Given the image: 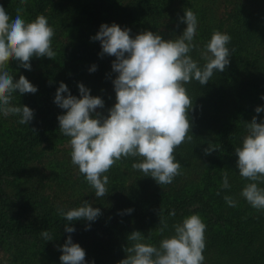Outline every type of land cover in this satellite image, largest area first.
Returning a JSON list of instances; mask_svg holds the SVG:
<instances>
[{"label":"trees","instance_id":"obj_1","mask_svg":"<svg viewBox=\"0 0 264 264\" xmlns=\"http://www.w3.org/2000/svg\"><path fill=\"white\" fill-rule=\"evenodd\" d=\"M2 2L13 14L19 4L29 20L46 15L55 28L52 46L57 53L54 58L33 57L31 70L9 60L15 78L23 73L38 86L35 93L19 94L17 90L14 94V103L35 110L28 125L19 124L16 115L0 116V251L9 256V263L61 264L57 246L71 235L86 250L89 262L117 264L127 255L124 249L131 231L140 230L158 244L171 234L176 221L199 212L207 225L204 264H264V211L238 196L245 178L238 174L234 151L245 133L243 122L254 115L258 122L264 118V111L255 112L257 105H264V0ZM185 7L198 15L196 40L201 45L214 29H220L231 34L229 46L234 51L229 65L214 73L212 80L204 85L195 80L188 84L193 97V134L175 150L182 163L181 174L172 183L160 185L132 168L138 157L122 158L108 171V193L97 197L84 175L74 174L71 157L60 148L70 138L59 130L57 117L66 109L54 102L56 88L64 81L79 95L78 82H83L91 94L104 98V108L97 110L107 114L115 103V57L100 55V41L90 37L101 23L117 22L130 27L133 36L150 29L168 39L186 27L179 19ZM193 56L199 58L198 50H193ZM93 63L97 68L89 71ZM209 146L213 151L206 153ZM225 171L232 187L217 194ZM226 192L237 195L236 207L226 204ZM84 199L100 207L101 214L94 221L70 222L75 231L66 232V220L57 207H75ZM129 207L134 211H125ZM171 209L176 210L175 216L168 215ZM160 210L168 224L163 232L159 231ZM44 228L53 240L40 235Z\"/></svg>","mask_w":264,"mask_h":264},{"label":"clouds","instance_id":"obj_2","mask_svg":"<svg viewBox=\"0 0 264 264\" xmlns=\"http://www.w3.org/2000/svg\"><path fill=\"white\" fill-rule=\"evenodd\" d=\"M25 0H21L24 3ZM180 21L186 24L182 34L163 38L160 32L146 29L131 35V28L117 22L101 23L99 30L91 36L99 40L101 53L114 55L112 80L115 103L107 108V114L98 111L104 108L105 100L91 94V89L78 82L79 95L71 92L68 84L60 81L54 102L65 112L58 114L59 130L68 136L71 145V163L94 189L97 197L108 193L110 177L108 171L117 161L126 157H138L132 168L151 176L160 184H170L181 174L182 163L175 150L186 139H192L193 97L188 84L195 80L200 85L212 80L214 73L222 72L229 65L233 48L229 32L214 29L201 45L196 36L199 19L196 11L185 7ZM55 28L44 14L26 19L17 5L15 14L0 0V116L16 115L19 124H29L34 118V109L27 104L14 103V94L35 93L38 86L20 73L18 79L10 71V58L18 61L22 68L31 70L33 57L54 58ZM198 50L199 58L193 56ZM93 63L89 71H95ZM66 93V95H65ZM264 99V94H261ZM264 111L257 105L256 113ZM245 133L235 145L238 174L245 183L238 196L243 197L254 209L264 211V118L253 116L243 122ZM209 146L205 152H211ZM227 171L222 175L220 189H230ZM223 199L230 207L238 205L236 194L226 192ZM56 211L65 220V231H75V220L94 221L101 214L100 207L84 199L75 207L58 206ZM125 211L131 213L133 208ZM169 216H175L171 209ZM160 227L167 228V220L159 212ZM87 224L86 227H90ZM207 225L199 212H191L172 226L170 235L157 243L140 230L127 235V255L117 264H204ZM40 235L53 240L51 232L44 228ZM131 242V243H129ZM61 264H95L85 259L86 250L68 235L59 244ZM0 264H9V259L0 254Z\"/></svg>","mask_w":264,"mask_h":264},{"label":"rangeland","instance_id":"obj_3","mask_svg":"<svg viewBox=\"0 0 264 264\" xmlns=\"http://www.w3.org/2000/svg\"><path fill=\"white\" fill-rule=\"evenodd\" d=\"M60 146H58V148H59ZM60 148H63L64 149V154L67 156V157H70V151H71V145H70V143H67V144H65V145H63V146H61ZM63 153H61L60 154V156H63ZM72 164V163H71ZM68 166H70V163L68 164ZM72 167H74L73 166V164L71 165ZM75 168L76 169H74V174H78L79 172H78V170H77V166H75ZM0 254H2L3 256H5L6 258H8L9 259V256L4 252V250H2V251H0ZM9 261H10V259H9ZM10 264V263H9Z\"/></svg>","mask_w":264,"mask_h":264}]
</instances>
